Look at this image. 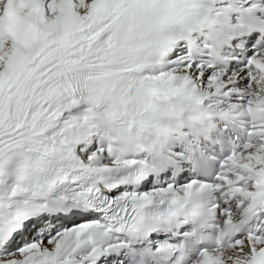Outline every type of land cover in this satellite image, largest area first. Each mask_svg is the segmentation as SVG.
Here are the masks:
<instances>
[{"label": "snow or ice", "instance_id": "snow-or-ice-1", "mask_svg": "<svg viewBox=\"0 0 264 264\" xmlns=\"http://www.w3.org/2000/svg\"><path fill=\"white\" fill-rule=\"evenodd\" d=\"M199 11L196 0H0V264H264V51L233 72L181 48L164 61ZM139 77L151 86L114 97ZM172 81L195 96L250 89L232 105L249 140L210 181L153 185L110 133L86 143L99 120L127 140L159 130Z\"/></svg>", "mask_w": 264, "mask_h": 264}, {"label": "clouds", "instance_id": "clouds-1", "mask_svg": "<svg viewBox=\"0 0 264 264\" xmlns=\"http://www.w3.org/2000/svg\"><path fill=\"white\" fill-rule=\"evenodd\" d=\"M143 80L144 86H151L152 82L144 80L143 77H139L134 81V87H139ZM123 81H129L125 79ZM122 82V81H121ZM134 87L132 90L134 91ZM129 90H123L116 86L114 97H118L128 92ZM162 94L169 98L170 107L168 109V115L165 116L161 122L159 130L152 129L144 133L141 140H127L122 138L120 127L108 121L99 120L97 125L102 127L103 134L110 133L113 137V147L123 155L134 158L143 145L147 142L148 137L162 130L164 125L171 127H179L181 125H189L193 130L202 131L207 120V113L201 107L200 103H197V97L190 91L184 89L179 81L168 82L164 85ZM142 161V160H141ZM212 194L210 193L209 196Z\"/></svg>", "mask_w": 264, "mask_h": 264}, {"label": "bare ground", "instance_id": "bare-ground-1", "mask_svg": "<svg viewBox=\"0 0 264 264\" xmlns=\"http://www.w3.org/2000/svg\"><path fill=\"white\" fill-rule=\"evenodd\" d=\"M243 66H244V65H243ZM241 67H242V66H241ZM241 67L237 68L235 71H237V70L240 69ZM234 87H235V85H234ZM203 89L205 90V89H208V88H207L206 86H205V87L203 86ZM244 90H247V91H248V93H247L246 95H241V96H236V97L229 96V95L224 96V97H225V98H223V102H224L223 106H224V108L227 109V110H229V111H232V110H233L234 113H237L238 110L235 109V108H232V105H239V104L242 102V98H243V97H246V96L249 94L250 89H244ZM210 92H211V91H210ZM211 93H212V92H211ZM219 94H221V93H219ZM222 95H224V94H222ZM219 100H220V99H219ZM174 155H176L177 158H180V157L182 156V155L179 154V153L174 154ZM230 206H231V205H230Z\"/></svg>", "mask_w": 264, "mask_h": 264}]
</instances>
